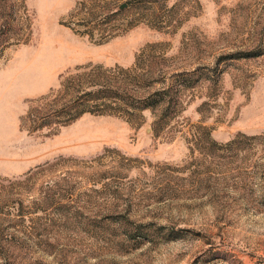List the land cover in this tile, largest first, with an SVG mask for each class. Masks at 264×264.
I'll list each match as a JSON object with an SVG mask.
<instances>
[{
    "label": "rangeland",
    "instance_id": "1",
    "mask_svg": "<svg viewBox=\"0 0 264 264\" xmlns=\"http://www.w3.org/2000/svg\"><path fill=\"white\" fill-rule=\"evenodd\" d=\"M20 1L23 40L0 48V264H264V0ZM94 66L181 87L180 106L21 124Z\"/></svg>",
    "mask_w": 264,
    "mask_h": 264
},
{
    "label": "trees",
    "instance_id": "2",
    "mask_svg": "<svg viewBox=\"0 0 264 264\" xmlns=\"http://www.w3.org/2000/svg\"><path fill=\"white\" fill-rule=\"evenodd\" d=\"M24 16L25 7L22 1L0 0V48L8 45V42L18 43L23 40ZM89 35L91 37L93 33ZM106 35L96 43L103 44L114 37L113 34ZM101 69L100 66L79 67L61 76L59 88L37 99L34 102L35 107L21 119V124L28 123L31 131L50 128L57 130L86 113L85 107L88 104H93L96 108L108 107L127 115H132L136 111L156 110L157 118L161 121L178 110L181 87L171 85L155 90L152 86L154 82L146 84L145 78L148 76L143 78L141 76L144 75L136 72L130 81L136 84L133 86L123 81V76L106 73ZM151 71L148 69L146 74H150ZM123 72L128 75L126 71ZM205 137L206 143L213 148L215 143L208 135ZM235 144L234 139L228 146L233 147ZM141 237L148 239L147 235Z\"/></svg>",
    "mask_w": 264,
    "mask_h": 264
},
{
    "label": "water",
    "instance_id": "3",
    "mask_svg": "<svg viewBox=\"0 0 264 264\" xmlns=\"http://www.w3.org/2000/svg\"><path fill=\"white\" fill-rule=\"evenodd\" d=\"M126 7V5L125 4H123L121 7H120V9H123V8H125Z\"/></svg>",
    "mask_w": 264,
    "mask_h": 264
}]
</instances>
